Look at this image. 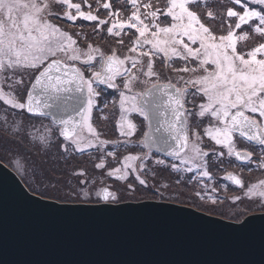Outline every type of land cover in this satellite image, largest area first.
Wrapping results in <instances>:
<instances>
[{"label":"snow or ice","instance_id":"snow-or-ice-1","mask_svg":"<svg viewBox=\"0 0 264 264\" xmlns=\"http://www.w3.org/2000/svg\"><path fill=\"white\" fill-rule=\"evenodd\" d=\"M123 2L126 7L121 10L113 0H97L95 7L88 0H0V103L21 117L12 124L7 116L0 117V141L7 139L41 154L59 141L65 160L77 153L92 156L93 149L101 152L94 164L99 175L83 168L69 173L79 178L74 184L67 182L69 196L81 203L119 204L120 189L114 190L109 179L121 182L128 195L141 187L163 196L170 185L161 179L157 187L148 177L155 180L160 171L169 170L196 173L202 191L192 195L203 204H223V199L209 194L204 182L213 181L205 137L219 147L212 152L217 159L226 155L251 163L258 147V167L264 169V0ZM101 8L103 16L98 15ZM77 20L94 22L93 31L106 33L120 48L106 52L91 42L81 47L82 33L61 26ZM257 37L258 42L248 47L247 42ZM99 38L105 40L103 35ZM157 61L168 70L164 78ZM108 89L117 94L111 103L119 110L117 130L122 139H105L93 122L94 111L107 120L98 98ZM133 114L146 128L135 140L139 127ZM34 118H40V126ZM45 119L50 123L44 124ZM237 138L252 150L238 148ZM110 144L112 149L105 151ZM121 145L127 154L118 166L108 167L107 158L117 160ZM8 151L11 159L20 158L16 167L22 171L21 160L26 164L27 159ZM33 175L38 184L45 183L39 172ZM224 179L244 190V196L231 197L233 204L257 199L264 211V179L247 188L232 172ZM47 183L56 187L55 181Z\"/></svg>","mask_w":264,"mask_h":264},{"label":"water","instance_id":"water-1","mask_svg":"<svg viewBox=\"0 0 264 264\" xmlns=\"http://www.w3.org/2000/svg\"><path fill=\"white\" fill-rule=\"evenodd\" d=\"M100 207L119 210H59ZM0 264H264V214L232 222L163 201L60 203L0 161Z\"/></svg>","mask_w":264,"mask_h":264},{"label":"flooded vegetation","instance_id":"flooded-vegetation-1","mask_svg":"<svg viewBox=\"0 0 264 264\" xmlns=\"http://www.w3.org/2000/svg\"><path fill=\"white\" fill-rule=\"evenodd\" d=\"M74 2H77V0H74ZM89 3L93 4V7L96 6L97 4V0H88ZM218 2L220 4H224V3H231V0H218ZM113 4L114 7L116 9H124L126 7V5L124 4L123 0H113ZM252 7L256 8V10H259V6H255L253 5ZM237 10H240L239 6H236ZM86 10V9H85ZM221 11L223 10L222 8L220 9ZM103 12L104 10L101 8L100 12L98 13V15L103 16ZM127 14V13H125ZM92 23L94 22H87V21H81V20H77L75 22V25H70L69 22H64L61 24L62 27L65 28V30L69 31L70 33H82V36L80 38H78V42L80 43L81 47H84L86 42H91L94 44H99L100 47H102L106 52L110 50L111 47H116V48H120L119 45H116L114 43V39L111 37H107L106 33H96L93 31L92 29ZM246 27V26H245ZM100 35H103L105 37V40H101L99 37ZM84 37H87V41H85ZM259 38H255V39H251L247 42L248 47H252L254 46L257 42H258ZM126 43H127V38H126ZM121 54H123V51H121ZM179 63V62H177ZM157 69L161 72L162 74V78L166 77V75L168 74V70L165 69L160 61H157ZM86 76H90L91 73L90 72H85ZM174 75V74H173ZM103 87V86H101ZM117 99V94L115 93L114 90L112 89H108L107 91L103 92L102 95L98 98V108L103 109V114L107 116V120H102L99 119L100 113L97 111H94L93 113V122L95 124V126L98 128V130L103 134V137L105 139H109V140H115V139H122L119 137V132L117 130V121L119 119V110L117 107L112 105V100ZM107 103L109 105V107L104 108V104ZM133 118L135 119V122L137 123L139 130L136 133V136L133 137V139L135 140L137 137L140 136L141 132H143L144 130H146L144 123L142 121V118L136 117L135 114H133ZM46 123L49 124L50 123V119H45ZM199 131H201V134H203V127H201L200 129H198ZM59 142V141H58ZM205 145V150L209 151L210 154V159H209V171L210 169L212 170L213 168V164L214 163H218L220 164L226 171L224 177L227 175V173L232 172L236 175H239L245 183L246 188L248 186H250L253 183H258L259 180L264 179V169H261L258 167L259 164V148H256V152L253 156V160L251 163L248 162H243V161H237L235 160L234 157H228V156H224V157H220V158H215L212 155L213 150L215 151H219V147L215 146L213 142L209 141L207 139V137H205L204 139V143ZM112 145L110 144L108 146V149H112ZM130 148L132 147L131 145L129 146ZM237 147L240 149H248V150H252V147L248 145L247 142L245 141H241L239 138H237ZM108 149H105V151H107ZM93 151H96L95 149H93ZM100 153V152H99ZM155 155H160V154H155ZM150 166H152V162L149 163ZM118 166V164H117ZM108 167H112L109 166L108 163ZM98 172H100V170L97 169ZM163 171H160L159 174L156 177V181L152 180V177L149 176V182L150 184L155 183L157 184V187L159 186V182L161 181V179L163 180L162 177ZM131 179V178H130ZM224 181H226V184L228 186H230L232 189L235 190V192L230 195V196H226L225 194H222L221 196H219V199H223L229 202L228 205H217L214 206L213 208L217 211V213H222V214H228L230 215V218H225L221 215H218L217 213H206L198 208L189 206V205H185V204H180V203H176L173 201H170L169 199L172 198H168L170 195H172L173 193H170L171 189H167V190H163L164 191V195L160 196L158 193H156L155 189H152L151 191L148 190H143L141 187L137 188V192L133 193L132 195H128L124 190H123V184L121 182H114L112 180H107L106 182L111 184L113 189H117L119 188V195L122 197L120 203H125V202H143V201H163V202H170V203H176V204H180L183 206H188V207H192L196 210L202 211L206 214L218 217V218H222L228 221H232V222H242L244 219H246L249 216H253V215H257V214H264V211H262L259 207L260 201L257 199H253V200H249V199H242L240 202L233 204L231 202V197L233 196H244V190L240 189L238 186L234 185L231 181H228L226 179H224ZM164 182V181H163ZM206 182L212 186L214 185L212 181H207ZM138 192H140V198H138ZM165 193L167 197L165 196ZM168 199V200H166ZM88 204H97L94 202H87ZM244 209L243 214H241L240 210ZM251 209V210H249ZM233 213H235V215H233ZM236 216H239V219L236 218Z\"/></svg>","mask_w":264,"mask_h":264},{"label":"rangeland","instance_id":"rangeland-1","mask_svg":"<svg viewBox=\"0 0 264 264\" xmlns=\"http://www.w3.org/2000/svg\"><path fill=\"white\" fill-rule=\"evenodd\" d=\"M69 24L71 25V22H69ZM5 109L6 106L0 103V117L7 116L9 124H12L14 120L21 119V117L15 114V110L5 111ZM34 120L37 126H40V118H34ZM0 123H2V121H0ZM43 123L47 124L45 120H43ZM2 133L3 129H0V135H2ZM203 147L205 148L204 144ZM9 149L22 153L27 159L26 164L21 160L22 171H18L16 167V160H19L20 158L17 157L16 159H11V152L8 151ZM91 151L93 152L92 156H89L87 153H77L65 160L63 159V154L59 150L58 141H56L55 146H53L46 154H41L35 150L28 151L20 145L12 144L7 139L0 141V161L21 178L29 191L44 199L58 201L60 203H81L79 200L75 199L74 196H69L70 185L67 182L70 180L71 183L74 184L76 180L79 179L78 177H70L69 173L71 171L83 168L90 175H99L100 172L94 168V164L99 162L98 158L102 155V153H99L97 150ZM125 154H127V152L123 151V146L121 145V152L117 153V160H113L111 157L107 158L109 166H117L118 161L122 160L123 155ZM10 160L11 162H9ZM34 171L39 172L40 176L45 178L44 184L37 183L36 177L33 175ZM210 173L213 176L212 182L214 185H209V194L219 197L222 194L230 196L235 192V190L228 186L226 181H224L226 171L220 164L214 163L212 170L210 169ZM162 177L163 181L170 185V193H173L168 197L172 198L169 199L170 201L189 205L209 214L217 213V211L213 208L214 206L203 204L192 195L194 191H202L200 183L196 180V173L177 174L170 173L169 170H163ZM188 177H193V180L189 181ZM177 178L181 181L179 184L176 182ZM47 181H55L56 187H52L47 183ZM154 181H156V179ZM204 182L207 183L206 178L204 179ZM211 187H215L217 189L216 193H211ZM34 189L36 190L34 191ZM42 192L46 194L42 195ZM166 194L168 193H165V196L167 197ZM177 195L179 196V199L175 198ZM139 196L140 192H138V198H140ZM189 197H191V200H189ZM224 201L225 202L223 204L219 205L229 204L228 201ZM217 214L227 219L230 218V215L228 214H222L220 212Z\"/></svg>","mask_w":264,"mask_h":264},{"label":"bare ground","instance_id":"bare-ground-1","mask_svg":"<svg viewBox=\"0 0 264 264\" xmlns=\"http://www.w3.org/2000/svg\"><path fill=\"white\" fill-rule=\"evenodd\" d=\"M24 183V182H23ZM26 186V185H25ZM58 202V201H57Z\"/></svg>","mask_w":264,"mask_h":264}]
</instances>
